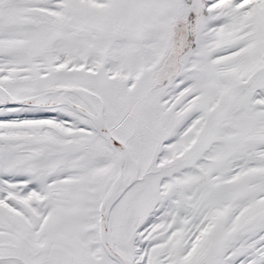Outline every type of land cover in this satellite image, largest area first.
I'll return each mask as SVG.
<instances>
[{
	"label": "snow or ice",
	"instance_id": "snow-or-ice-1",
	"mask_svg": "<svg viewBox=\"0 0 264 264\" xmlns=\"http://www.w3.org/2000/svg\"><path fill=\"white\" fill-rule=\"evenodd\" d=\"M0 264H264V0H0Z\"/></svg>",
	"mask_w": 264,
	"mask_h": 264
}]
</instances>
